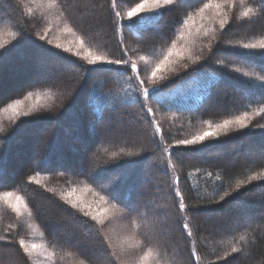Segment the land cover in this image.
Wrapping results in <instances>:
<instances>
[{
  "label": "trees",
  "instance_id": "trees-1",
  "mask_svg": "<svg viewBox=\"0 0 264 264\" xmlns=\"http://www.w3.org/2000/svg\"><path fill=\"white\" fill-rule=\"evenodd\" d=\"M50 2L0 0V52L9 50L0 60V195H19L27 206L17 216L0 200V264H103L105 250L112 264H139L148 251V264H264V179L249 180L264 172V87L255 79L264 75V56L240 47L264 40V0L225 6L230 23L222 38L214 9L197 14L211 0H183L152 24L123 30L114 28V12L139 0ZM46 30L51 45L38 38ZM78 39L127 65H88L83 52L55 48L78 51ZM174 40L187 51L157 73L159 103L145 119L133 104L140 89L131 63L153 87L146 77ZM16 99L36 110L20 117L4 111ZM245 115L244 128L176 144ZM73 189L94 212L108 209L103 227L65 202ZM20 239L41 247L27 255Z\"/></svg>",
  "mask_w": 264,
  "mask_h": 264
},
{
  "label": "snow or ice",
  "instance_id": "snow-or-ice-1",
  "mask_svg": "<svg viewBox=\"0 0 264 264\" xmlns=\"http://www.w3.org/2000/svg\"><path fill=\"white\" fill-rule=\"evenodd\" d=\"M183 0H139L138 3H135L134 6H131L127 9L126 12H120L116 11L114 12V19L112 21L114 28H118L120 30H123L125 27L132 28H143L146 27L147 25L152 24L153 22L157 21L162 15H163V10H171V8L179 6ZM243 3V0H241ZM233 4V0H211L210 3H205L203 7L198 9V15H201L203 18V14L205 13L206 9L212 8L215 10V16L218 20L219 23V28L221 29V38H222V33L223 30L225 29V26L230 23V18H229V13L227 11H224L223 9L225 6H231ZM49 8H54L56 7L55 0H51V2L48 4ZM29 11H31L29 9ZM253 10L251 8H248L245 10L241 15L243 17H248L249 14ZM264 11V9H262ZM191 19V15H188L187 19L183 20V27L187 28L189 26V20ZM125 20L128 21V24H125ZM47 31H45L44 35H39V40L41 41H46L47 44L51 45L53 42L51 39L47 38ZM65 31L71 32L72 29L65 25ZM211 31V30H209ZM11 35L15 36V32H11ZM21 31V35H22ZM206 36L208 35V32L204 33ZM189 36L191 33L188 34ZM179 39H187L185 36L184 32L181 31L179 35ZM19 43V42H18ZM79 43V50L74 51L72 48L65 47L61 45L60 43L55 44V48L61 49L65 52H70L74 56H79L81 52H83L82 59L87 62L88 65H98V64H106V65H115V66H120V65H127V61L123 58L121 59H110L106 56L99 55L95 52H93L90 49H85L84 48V42L82 39H78ZM123 41L121 40V44ZM240 47L243 49H259L261 50V55L264 56V40H260L256 43H244ZM0 48H3V45L0 44ZM210 52H211V46H209ZM9 50H5L4 52H0V60H3V58L7 55ZM45 52H49L50 50L45 49ZM187 51L186 46H182L177 49V43L174 40L172 42L171 47L167 50L165 55L163 56L162 59H160L155 66L151 69L150 73L147 75L146 79L148 83L152 84L153 87H148L145 83V78L141 77L138 66L135 62L131 63V72L135 74V80L138 83L140 92L139 95H136L133 104L138 105L140 107L141 112L145 115V119L147 116H154L155 112L154 109L152 108L153 103H159V100L156 96V93L159 91V89L155 86L157 83V73L161 72L164 70L170 63L173 62V57H182L184 53ZM124 55H127V52L124 53ZM212 56L210 55L207 59H211ZM141 60H145V56L140 57ZM199 59V57H197ZM218 63L221 65H224L223 60H218ZM95 71H104L105 69H91ZM112 70V69H109ZM118 70V69H117ZM236 71H240V69H236ZM261 72L264 73V66L261 67ZM243 75L245 77L249 76L250 74L248 72H243ZM255 79L257 81L261 82V86L264 87V75H259L256 76ZM31 95V94H29ZM28 97H25L27 99ZM39 99V97H38ZM36 110L35 105H27L24 106V102L22 100L16 99L13 103L8 104L7 108L4 109V111H12L16 117L20 116H29L32 112ZM264 111V110H262ZM247 116H239L235 120H224L222 123L215 125V127H209L207 130L204 132L193 136L190 139H185V140H179L176 141V144L178 145H184V146H189V145H197L203 142L206 138L209 137H217L222 130H226L229 128L230 125H237L240 128H244L247 126L246 124ZM261 127H264V125H261ZM2 131V129H0ZM155 132L156 133H162L161 128L157 124L155 127ZM155 142V141H153ZM171 148V145L167 146L165 148V151H168ZM119 178V177H118ZM30 180H32L35 183H39V180L36 177H30ZM256 179H264V172H261L259 176H250L249 180H256ZM74 192L75 189L70 191L64 196L65 202L70 205V207L74 210H78L80 213H82L83 217L90 218L91 221H94L95 224L101 225L103 227L104 221L101 219V216L103 215L104 212H107L108 209H97L95 212L93 211V208L91 205L85 206L82 202L79 201L78 197H74ZM96 195L99 196V201L101 202H106L108 197L105 195H101L99 193H96ZM229 193L225 192L223 196L220 197V201H217V203L224 201L225 197H227ZM175 197H179V212L183 213L185 212V202L184 198L182 196V193L180 190L177 188L175 192ZM0 200H8L9 201V207L12 209L14 213H16L17 216L20 215L21 208H24L27 210V206L24 203V200L21 196L19 195H14L11 192H4L3 195H0ZM14 201V203L12 202ZM132 211V209H130ZM177 225L179 224V221H176ZM90 227H93V230L96 231L97 236L99 235V229H95L93 225H90ZM185 229H187V225L185 224L183 226ZM188 235H191L189 232ZM0 239H3V237H0ZM241 241L245 240V237L241 235L239 237ZM19 247L24 251L25 254L31 255L33 252H35L40 245L37 244H27L23 239H20L18 241ZM232 253H238L241 251V249L232 248ZM151 255V251L144 252L143 255L140 256L139 258V264H148L149 257ZM104 256L105 260L103 264H112V258L111 256L108 255L107 251H104ZM83 264V262H81ZM88 264H101V262L88 258Z\"/></svg>",
  "mask_w": 264,
  "mask_h": 264
},
{
  "label": "rangeland",
  "instance_id": "rangeland-1",
  "mask_svg": "<svg viewBox=\"0 0 264 264\" xmlns=\"http://www.w3.org/2000/svg\"><path fill=\"white\" fill-rule=\"evenodd\" d=\"M193 82V81H192ZM64 137H66V139H67V141H69L71 138L69 137V139H68V136H67V134L64 136ZM66 141V142H67ZM82 151H84V149H80V152H82ZM72 162V161H71ZM59 164V163H58ZM87 206H89V205H87Z\"/></svg>",
  "mask_w": 264,
  "mask_h": 264
}]
</instances>
